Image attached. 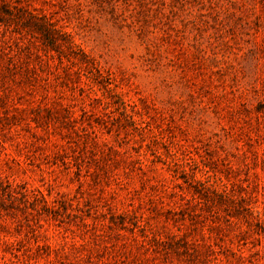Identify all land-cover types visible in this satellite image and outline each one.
<instances>
[{
  "label": "rangeland",
  "instance_id": "374dc122",
  "mask_svg": "<svg viewBox=\"0 0 264 264\" xmlns=\"http://www.w3.org/2000/svg\"><path fill=\"white\" fill-rule=\"evenodd\" d=\"M0 17V264H264V0Z\"/></svg>",
  "mask_w": 264,
  "mask_h": 264
},
{
  "label": "trees",
  "instance_id": "16d2710c",
  "mask_svg": "<svg viewBox=\"0 0 264 264\" xmlns=\"http://www.w3.org/2000/svg\"><path fill=\"white\" fill-rule=\"evenodd\" d=\"M0 20H1V17H0Z\"/></svg>",
  "mask_w": 264,
  "mask_h": 264
}]
</instances>
